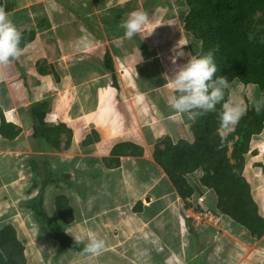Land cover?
Instances as JSON below:
<instances>
[{
  "label": "crops",
  "instance_id": "obj_1",
  "mask_svg": "<svg viewBox=\"0 0 264 264\" xmlns=\"http://www.w3.org/2000/svg\"><path fill=\"white\" fill-rule=\"evenodd\" d=\"M183 4L0 0L22 49L0 65V130L4 118L18 132L14 140L0 132V228L13 225L21 238V228L38 221L40 201L80 243L77 253L63 247L59 255L51 236L39 235L33 264H45L46 254L52 264H264V235L253 236L223 213L217 227L188 219L186 199L160 162L169 146L195 140L193 119L172 110L168 86L184 64L176 27ZM135 11L148 22L127 39L120 24ZM248 156L244 176L264 218V181L260 171H250ZM195 173L187 176L194 189ZM60 198L71 222L57 211ZM189 199L218 210L210 189ZM91 239L105 241L97 256L83 252Z\"/></svg>",
  "mask_w": 264,
  "mask_h": 264
},
{
  "label": "trees",
  "instance_id": "obj_2",
  "mask_svg": "<svg viewBox=\"0 0 264 264\" xmlns=\"http://www.w3.org/2000/svg\"><path fill=\"white\" fill-rule=\"evenodd\" d=\"M187 3L192 7L195 27L202 32V56L213 52L216 76L227 78L228 84L238 80L245 85H258L264 99V32L254 33V16L264 11V0H187ZM229 101L226 89L224 101L217 104L214 111L193 119L194 143L169 146L168 151L162 152L160 162L184 199L192 197L196 190L187 176L202 170L201 186L217 196L218 210L214 213L231 216L253 236L260 237L264 235V218L252 196L244 169L253 138L264 131V108L259 112L256 109L247 111L234 131L222 137L218 134L219 114L222 104ZM8 129L12 130L11 134L7 133ZM0 132L9 140L18 135L4 118ZM230 145L233 147L231 156L228 155ZM34 210L64 247L80 246L42 211L40 201L36 202ZM57 211L62 220L72 221L73 213L65 199L57 200ZM25 250L26 245L13 225L0 228V264H29Z\"/></svg>",
  "mask_w": 264,
  "mask_h": 264
},
{
  "label": "clouds",
  "instance_id": "obj_3",
  "mask_svg": "<svg viewBox=\"0 0 264 264\" xmlns=\"http://www.w3.org/2000/svg\"><path fill=\"white\" fill-rule=\"evenodd\" d=\"M148 22L146 14L135 11L121 22L120 27L127 39L133 38L141 32ZM21 33L15 24L9 19L8 14L0 10V65H8L18 58L22 52L20 48ZM182 50L178 57L185 56ZM217 66L213 52L207 55L187 59V62L174 69L169 78L168 86L174 89V95L170 99V105L174 112L186 116L189 120L199 115L215 110V106L224 101L225 90L228 88V80L225 77L216 76ZM215 77V79H214ZM264 108V99L257 101L256 110ZM246 107L238 104L224 102L219 114L220 127L218 134L226 137L234 130L241 117L245 114ZM105 248L103 239H91L84 247L86 255L97 256Z\"/></svg>",
  "mask_w": 264,
  "mask_h": 264
},
{
  "label": "rangeland",
  "instance_id": "obj_4",
  "mask_svg": "<svg viewBox=\"0 0 264 264\" xmlns=\"http://www.w3.org/2000/svg\"><path fill=\"white\" fill-rule=\"evenodd\" d=\"M151 2H155V1H151ZM192 14H193L192 7L188 5L187 0H184L183 8L181 11L179 10V17H178L179 21L176 22L177 29L183 35V43H184L183 45L184 46H182V48H179L178 52L182 50L183 52L186 53L185 56L181 57L184 63H186L187 59L191 58V56L200 57L204 53V40H203L202 32L195 27L194 22H193L194 14L193 15ZM191 15L192 17L188 19ZM254 22H255L254 23V26H255L254 33H258L259 31L264 32V11L263 10L258 11L255 14ZM228 85L229 86L227 89H228V94H229V99H230L229 103H232L234 105L238 104L242 107H246L245 114L247 113V111L256 109L257 101L263 99V94L258 85H255V84L245 85L239 82L238 80H234L230 82ZM205 114H208V113H205ZM203 115H199L198 117H202ZM235 126H234V129H235ZM232 151H233V147L232 145H230L229 153H228L229 156H231ZM248 165L250 167V171L252 172L255 170L260 171V179L261 181H264V131L261 135L255 136L252 140V151L249 153V156H248ZM203 176H204V173L202 172V170H199V172L195 173L194 178L192 180V181H195V183L194 182L193 183H194L197 193L201 195L205 194L209 190L208 188L201 186V179L203 178ZM202 201L203 200H200V203H202ZM29 212L32 215V216L30 215V218L33 217V213L31 211ZM1 213L3 214V210L1 211ZM46 213L51 218H54L55 211L51 209L50 207L46 209ZM37 220H38L37 222L33 221L32 223L33 225L28 224L27 226H23L20 230V237H21L20 239L23 240L25 245L27 243L29 244L27 250H25L26 260L29 264H33L32 246L35 245L34 244L35 239H37L39 235L40 237H42L43 234L47 236L48 235L51 236L50 246L52 247L53 252L57 250V252H59V255H60L64 251V248H63L64 246L62 245L59 237L54 232L50 231L47 228V226L41 222L39 218H37ZM191 221L193 222V220ZM56 225L60 228H63L62 226L58 224ZM206 225H209V224H206ZM2 226L3 224L0 223V227ZM213 226L217 227V224H214ZM27 236H28V240H25L27 239ZM37 244H38V241H37ZM65 248L67 249V247ZM79 249H80V246L70 247V250L68 249L67 251H69V253H73V252L77 253L76 251ZM64 257H65V260H67L69 255H66ZM43 260L45 264H52L47 254L44 256Z\"/></svg>",
  "mask_w": 264,
  "mask_h": 264
},
{
  "label": "built area",
  "instance_id": "obj_5",
  "mask_svg": "<svg viewBox=\"0 0 264 264\" xmlns=\"http://www.w3.org/2000/svg\"><path fill=\"white\" fill-rule=\"evenodd\" d=\"M185 209L188 219L193 220L195 223L214 225L219 221L216 213L201 209L193 199H186Z\"/></svg>",
  "mask_w": 264,
  "mask_h": 264
}]
</instances>
